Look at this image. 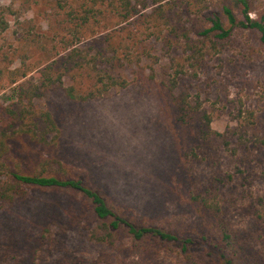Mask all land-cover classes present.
Returning <instances> with one entry per match:
<instances>
[{"label":"rangeland","instance_id":"374dc122","mask_svg":"<svg viewBox=\"0 0 264 264\" xmlns=\"http://www.w3.org/2000/svg\"><path fill=\"white\" fill-rule=\"evenodd\" d=\"M55 3L3 0L15 12L11 29L0 35V58L8 57L3 66L32 72L51 60L55 42L43 40L44 50L32 42L24 44L19 34L29 28H35L37 36L45 34ZM252 4L253 18L264 15V0H252ZM236 12L242 20L240 11ZM150 74L148 64L132 68L125 72L133 81L130 87L87 103L72 102L62 92H49L37 105L54 114L62 131L60 138L49 152L23 141L16 156L34 164L54 157L66 169V179L95 188L136 223L186 236H199L206 230L205 216L190 204V197L209 185V193L223 206L230 229L244 246L245 260L264 264V229L256 219L264 210V152L236 142L240 136L264 135L261 34L238 27L224 53L209 59L198 78H185L178 90L199 98L211 118L216 135L209 140L208 154L198 148L193 150L196 154L192 152L197 124L184 130L177 123L173 100L161 83V68H155L158 77L153 80ZM15 87L6 84L0 92L1 104L13 101ZM246 110L255 113L251 129L241 125ZM87 210L86 198L69 189H34L5 205L0 210V264H38L36 251L43 230L55 220L74 229L64 249L86 260L97 258L100 249L82 235ZM125 261L116 264H139L140 259L129 256ZM140 264L179 263L173 253L162 250Z\"/></svg>","mask_w":264,"mask_h":264},{"label":"trees","instance_id":"16d2710c","mask_svg":"<svg viewBox=\"0 0 264 264\" xmlns=\"http://www.w3.org/2000/svg\"><path fill=\"white\" fill-rule=\"evenodd\" d=\"M55 1L45 34L37 36L35 28L19 34L24 44L32 42L44 50L43 40L55 42L51 60L35 71L21 72L2 65L8 60L6 55L0 58V92L6 84L16 86L13 101L0 103V210L34 189L77 191L86 198L89 208L82 235L101 253L86 260L64 249L69 244V231L74 229L55 220L43 230L36 251L38 264H116L126 263L129 256L138 257L140 264L162 250L173 253L179 264H221V260L223 264H250L243 255L244 246L230 229L223 206L209 193V185L190 197V204L205 216L206 230L199 236H186L157 225L136 223L95 188L81 180L66 179L67 171L56 158L24 163L16 151L25 141L49 152L60 138L62 131L54 114L37 105L49 92H62L76 103L106 98L133 84L125 72L148 64L152 80L158 77L155 68H161V83L173 100L177 123L184 130L197 124L192 152L196 154L198 148L208 154L209 140L216 135L211 118L199 98L178 90L185 78H198L209 59L224 53L238 27L258 31L264 42V15L257 19L251 16L252 0ZM2 2L0 35L11 29L15 14ZM160 48L165 55L158 54ZM22 58L26 60L27 56ZM254 118L255 113L246 110L242 127L251 129ZM236 142L264 152V135L251 139L240 136ZM55 165L59 166L57 170ZM257 215L264 229V210ZM54 228H58L57 233Z\"/></svg>","mask_w":264,"mask_h":264}]
</instances>
